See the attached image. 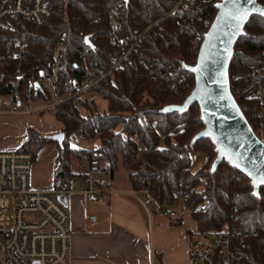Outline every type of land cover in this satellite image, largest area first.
<instances>
[{"label":"trees","instance_id":"1","mask_svg":"<svg viewBox=\"0 0 264 264\" xmlns=\"http://www.w3.org/2000/svg\"><path fill=\"white\" fill-rule=\"evenodd\" d=\"M16 1L3 0L4 7L13 6ZM33 1L25 0V5L31 6ZM46 1L53 14L44 26L19 18L11 31H0V51L8 56V63L0 72L3 75L0 95L8 94L10 88L32 87L42 74L50 73L53 52L60 41L64 42L61 58L64 68L58 74V98H64L65 89L81 80L82 58L92 68L109 71L112 58L119 52V45L110 38L112 13L121 23L123 37L130 42L160 19L161 30L148 31L123 69L114 71L84 95L52 108L62 125L60 133L65 134L63 146L30 127L17 151L30 153L35 164L40 151L55 144V171L68 183L80 175L73 169L72 161L83 154L104 157L112 178L121 168L142 163V168L128 175L132 190H148L152 200L164 210L182 196L197 224V234L228 232L246 264H264V188L259 198L253 195L250 179L226 161L215 172L211 171L210 164L217 155L214 143L204 139L192 144L193 138L205 128L198 105L184 114L161 113L166 106L182 105L195 86V78L188 71L181 70L178 74L171 71L182 63L195 64L198 56L191 51L192 35L184 33L174 17L165 18L179 0ZM218 2L207 0L203 5L191 4L182 11L187 18H209L211 24L218 12ZM259 2L264 5V0ZM191 27L202 36L209 29L204 21H196ZM259 65H264V17L254 16L246 27V36L236 45L230 77ZM180 77H188V85L172 88L171 83ZM91 93L107 101V111L100 112L94 100L85 97ZM39 97L47 102L52 100L44 91L38 92L36 98ZM236 100L251 122V104L240 97ZM76 136L98 139L99 148L73 149L70 140ZM197 153L207 155L209 166L193 172L191 156ZM202 183L204 187L199 191ZM179 224L181 217L176 220V225Z\"/></svg>","mask_w":264,"mask_h":264},{"label":"built area","instance_id":"2","mask_svg":"<svg viewBox=\"0 0 264 264\" xmlns=\"http://www.w3.org/2000/svg\"><path fill=\"white\" fill-rule=\"evenodd\" d=\"M207 0H179L175 7L165 16L174 17L184 33L193 37L192 52L199 54L204 36L200 35L191 25L196 21H204L210 28V19H196L184 16L182 9L191 4L203 5ZM52 7L46 0H34L31 6L25 5V0H17L13 6L4 7L0 0V31L9 32L19 18L33 21L37 26H44L52 17ZM161 20L154 22L134 42L122 35L121 23L112 13L109 26L110 38L119 45V52L111 60V68L105 71L92 68L86 58L81 59L84 72L80 81H75L70 88L65 89L66 96L62 99L56 96L58 74L63 70V41L53 52L51 72L40 76L36 84L39 91L52 96L51 101L36 98L39 91L35 85L22 89L10 88L8 94L0 95V101L7 106L0 114L29 115L42 113L53 107L84 95L97 83L116 70L123 69L131 59V54L137 51L143 38L149 30H161ZM209 30V29H208ZM159 33H155L157 38ZM168 46L169 44L166 43ZM23 48L19 47V52ZM25 58V55H21ZM8 63V56L0 51V72ZM186 70V65L172 67V74ZM187 71V70H186ZM0 73V81L2 79ZM188 77H180L171 83L172 88L178 85H188ZM233 96L251 104V122L249 124L264 144V65L254 66L245 73L230 77ZM38 100L41 104L37 105ZM78 163L82 170L79 176L68 183L62 175L55 174L53 186L49 190L34 189L31 185L33 157L30 153L15 151L0 152V264H70L72 232L68 208L60 201L61 196L80 194L87 200L106 203L117 192L110 187L112 172L105 166L107 160L99 154H83ZM93 166V168L91 167ZM139 202L149 215L159 214L164 218L174 219L177 214L167 209H161L150 197L149 191H134L126 193ZM95 221L94 216H88ZM189 264H246L243 256L238 253L236 245L228 232L197 234L191 244Z\"/></svg>","mask_w":264,"mask_h":264},{"label":"water","instance_id":"3","mask_svg":"<svg viewBox=\"0 0 264 264\" xmlns=\"http://www.w3.org/2000/svg\"><path fill=\"white\" fill-rule=\"evenodd\" d=\"M217 15L204 41L197 60L186 65V70L195 78V86L182 105L166 106L163 114L187 113L198 105L205 128L192 141L210 139L217 152L211 171L226 161L234 169L250 179L253 195L260 197L264 188V144L254 134L248 119L231 92L230 67L236 45L246 36V27L254 16L264 17V5L259 0H237L235 5H226L225 0L216 4ZM246 11L247 15L241 13ZM35 90L40 85L35 84ZM51 139L63 146L65 134ZM60 201L68 208L69 199L61 196Z\"/></svg>","mask_w":264,"mask_h":264},{"label":"crops","instance_id":"4","mask_svg":"<svg viewBox=\"0 0 264 264\" xmlns=\"http://www.w3.org/2000/svg\"><path fill=\"white\" fill-rule=\"evenodd\" d=\"M23 142L10 151L19 149ZM54 158L55 167L57 151ZM38 159L39 155L34 171ZM82 169L78 163L74 170ZM55 173L51 169L42 180H36L34 187L51 189ZM110 187L117 193L106 203L87 200L80 194L71 195L68 205L72 232L70 264H189L191 244L198 233L189 210L174 219L149 215L139 202L126 194L132 191L129 182L117 183V173ZM88 216L96 220L90 221ZM179 217L181 224L176 225Z\"/></svg>","mask_w":264,"mask_h":264},{"label":"rangeland","instance_id":"5","mask_svg":"<svg viewBox=\"0 0 264 264\" xmlns=\"http://www.w3.org/2000/svg\"><path fill=\"white\" fill-rule=\"evenodd\" d=\"M27 88L22 89V94L25 95ZM85 97L89 99H93L98 110L100 112L107 111L108 103L106 100L101 98L96 93H91L86 95ZM41 104L40 100H38L37 105ZM7 104L4 101H0V110L6 108ZM25 116V117H22ZM18 115V116H1L0 115V152L10 151L15 148L20 142L26 138L27 130L30 127H33L36 130H42L44 135L47 136H56L60 134L62 125L56 120L53 109H49L44 113H34L29 115ZM43 130H48L43 131ZM50 147H45L39 153V159L37 166L35 167V171L31 173V185L34 189V183L36 180H42L47 172H51V169L55 173L56 165H54V155L56 153V145L50 144ZM70 145L73 149L76 150H86V151H96L99 148V140L92 139L87 140L82 137H73L70 140ZM192 171L196 172L203 166H209V160L207 161V155L204 153L192 154ZM73 168H77L78 160L73 159ZM214 162V161H213ZM213 162L210 164L212 166ZM35 166V164H34ZM33 166V167H34ZM142 168V163L134 164L130 168H121L117 172V183L122 185L128 183V175L131 172H136L138 169ZM34 169V168H33ZM204 187V183H202L198 190L201 191ZM68 199H71L69 196ZM169 211L175 212L177 215H183L187 212V208L184 205V199L182 196H178L177 202L172 206L167 208Z\"/></svg>","mask_w":264,"mask_h":264},{"label":"snow or ice","instance_id":"6","mask_svg":"<svg viewBox=\"0 0 264 264\" xmlns=\"http://www.w3.org/2000/svg\"><path fill=\"white\" fill-rule=\"evenodd\" d=\"M250 3H254V0H249ZM237 3V0H225L226 5H235ZM242 15L246 16L247 12L244 11L241 13ZM261 15H264V12H261Z\"/></svg>","mask_w":264,"mask_h":264}]
</instances>
